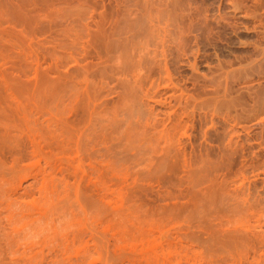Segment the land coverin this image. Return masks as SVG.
<instances>
[{"label":"rangeland","instance_id":"obj_1","mask_svg":"<svg viewBox=\"0 0 264 264\" xmlns=\"http://www.w3.org/2000/svg\"><path fill=\"white\" fill-rule=\"evenodd\" d=\"M98 13H100L99 16ZM138 21L139 23H137ZM87 32L88 34H86ZM152 32L155 33L152 34ZM76 37L77 40H74L73 38ZM133 76L138 77L137 80L134 81ZM144 76L146 77L144 78ZM168 79L173 80L174 85H171ZM138 85L140 88L137 87ZM0 86L4 89L8 88L7 91L9 90L12 94L10 97L14 96L15 98H13L19 103L26 104V106L28 104V107L31 105L33 108L29 107L30 110L36 106V110L34 109L35 111L33 110L32 113L41 110L43 116H40V112L35 113L39 114V119L40 117L44 118L45 115L48 117L47 113L49 114L54 107L51 108V105H54L53 100L50 101L51 104L48 107L47 97L52 99L53 95L50 93L56 94L57 92L58 96L64 94L63 98L68 93L70 95L72 91L73 95L77 93L76 97L71 94L77 98L78 102L75 101L77 108H80L84 103L81 100L90 101L91 103L88 102V105H94L95 109L103 116L101 119L105 126L103 124L102 129L106 128L107 130V132L104 130L103 132L107 133L108 137L102 133L108 139L104 138L108 141L106 146L110 151H107L108 154L105 151L102 155L115 153L116 155L111 154L110 158L115 159L114 161L112 159L114 165L117 163L116 168L112 169L113 164L109 161V157L107 158L110 162H108L110 165L108 167H111L114 172L111 174L108 170L110 168L104 163L107 161V156L100 163L96 160L102 155L95 156L94 159L97 158L95 160L91 159L93 164L95 161L97 162L95 165L98 164L97 167L105 164V167L102 166L100 170H105L107 167L105 171H108H104V175H101H106L102 181L100 175L98 176L99 180L96 177L98 172L95 167L96 171L90 167L86 170L90 175V177L87 175L91 179L89 181L93 182L94 180L93 183L88 180L89 183L83 181L87 185L89 184L87 187L85 186V193L88 191L87 197L92 195L89 192L94 193L97 188H101L102 190H100L104 194H102V203L104 201L105 203L102 204L101 213L98 210L100 214L93 213L90 209L94 211L95 209L92 207L87 211V207V209L82 207L80 210L79 206L74 205V210H77L78 207L80 211H73L76 215L74 224L66 227V231L62 230L63 232L57 234L58 237L55 236L54 243L42 242L39 235L35 238L33 236L32 240L35 242L36 239V242L32 246L28 244L25 245L26 248H21L24 254L20 255V260L19 258L16 260L17 262L19 260L18 263L14 259L16 264H32L34 259L36 260L33 264H60L61 262L53 261L54 254L60 255L58 256L60 258L61 256L69 257L73 255L75 248H79L76 250L77 255L78 253L79 255L82 253L83 256L87 255L88 251L93 253L91 256L88 253L89 256H84V261H75L74 264H264V244L260 243L259 245L258 242H255L258 241L256 238L250 236L247 238L248 236H246L248 220L252 221L256 215V218L262 222L261 224L264 222V209L261 211L259 209L264 204L262 198L264 197V0H0ZM35 86L44 89L38 90L39 87ZM32 87H35V92L38 90V94H40L39 91H42L43 96H46L49 92L51 96L48 94L43 101V98L39 97L42 95H38L42 100L40 102V99H34L37 97L34 96V92L33 96L31 95L30 91L34 89ZM43 90L46 91L45 95ZM58 90L61 92L60 94ZM86 91L87 93H85ZM116 91L122 92V95ZM81 94L83 96L88 94L89 99H86V95L83 98ZM78 95H81L82 98L79 96V99ZM37 101L40 102V105ZM42 102H47L48 104H45L48 109L50 108V110L45 108L46 111H49L46 114L42 110L44 107L42 108L41 105H45ZM34 104H38V106ZM104 117L105 119H103ZM182 121L184 123H180ZM107 122L110 123L107 124ZM124 125L130 126L125 127ZM136 125H140V127ZM165 126L168 127L166 131L164 130ZM158 129L161 131L160 141L159 138L153 140L155 135L151 134L158 133L156 132ZM129 130L131 131L129 132ZM166 132L171 135V141L164 139L163 136ZM125 135H129L131 140ZM150 135H152V144L159 141H157L158 145H152L153 149L147 142ZM157 135L159 134H156V137ZM110 143L117 147L114 145L111 147ZM40 147L42 150L39 149V153L36 154L39 158H36V152L26 153V157H23L25 160L22 159L19 162L20 166L25 163L27 168L23 166L21 169L20 167L17 171L19 174L16 172L14 179L26 175V178L24 177L26 180H22L23 185L28 180L32 182L33 175H39L38 169L44 167L49 171L52 168L50 173H53L54 170L57 172L58 168L65 165V159H58L56 152H54L56 155L52 153L43 142ZM164 147L166 151L169 149L167 154L171 155L166 154L167 164H164L163 169H159V167L156 168V163L158 166L156 158L160 151L161 154L163 153ZM167 147L169 148L167 149ZM139 154L140 157H138ZM146 154L149 155L146 157ZM182 156L186 160L180 159ZM170 161H176L174 162L176 168L173 165L172 170L169 171L170 168L166 165L171 166L173 162ZM26 162H31L34 166ZM28 169L34 172H27ZM173 170L175 171L173 172ZM35 171L36 174H34ZM248 180L252 181L250 187ZM84 183L82 184L84 185ZM91 186L96 188L92 191ZM28 188L25 190L26 194ZM34 188L32 186L29 188L35 190L34 193L31 192L32 190L30 191L33 194L30 195V200H34L36 204V202L42 201V197L36 198L38 193ZM81 190L82 187L80 192L83 191ZM248 190H251L254 195H249ZM30 192L28 190V194L23 195V201ZM256 192L261 196L255 194ZM250 196L254 199L258 197L257 201L261 197L260 205ZM30 197L25 201L28 202ZM87 197L85 196L83 199L88 200ZM247 200L248 202L253 200V204H257L254 206L258 207L251 208L250 203L247 205ZM23 201L20 203H25L22 204V210L26 211L27 218L25 213L24 216L22 214L24 218L20 217L21 219L16 221L23 222H16L15 227L19 224L23 225L24 219H26L25 225L28 230V226L32 225L31 222H35L33 220L30 222L32 215L38 213L37 211L40 209L38 207L42 204H38L39 206L35 210L31 201H29L30 205ZM2 204L5 203H1L0 209H3ZM247 206L252 209L253 213L256 212L253 217L248 213L250 210ZM27 211L32 215L28 216ZM113 211L119 214L116 215ZM257 211L260 212L257 214ZM51 212L53 211L51 210ZM260 213L263 214V219L260 217ZM49 214L51 213L49 212L48 216ZM57 215L55 214L56 220H54L56 222ZM35 217L33 216V219ZM67 217L69 216L67 215ZM52 218L55 219L54 216ZM27 219H29L28 222ZM20 225L17 228L21 229ZM263 226L261 225V229ZM23 227L25 226L23 225ZM254 229L260 232L258 224ZM86 244L89 246L88 248ZM25 246L21 245L20 247ZM95 248L98 249L95 250ZM6 251L2 254L5 255L4 257L0 254V260L7 261L4 264H15L12 262L13 259H7L10 257L6 256ZM227 251L229 252L227 253ZM130 255H133L134 259L129 258ZM1 261L0 264H2Z\"/></svg>","mask_w":264,"mask_h":264},{"label":"bare ground","instance_id":"obj_2","mask_svg":"<svg viewBox=\"0 0 264 264\" xmlns=\"http://www.w3.org/2000/svg\"><path fill=\"white\" fill-rule=\"evenodd\" d=\"M119 1V0H118ZM170 1V0H169ZM66 2V1H65ZM86 2V1H85ZM125 2V1H124ZM169 3V2H168ZM170 5V4H169ZM97 7V6H96ZM95 7V8H96ZM129 8V7H128ZM86 9V8H85ZM137 10H138V8H137ZM144 10V9H143ZM139 11H141V10H139ZM92 12H93V9H92ZM140 13V12H139ZM99 14L100 13H98V16H99ZM132 14V13H131ZM134 14H136V13H134ZM141 14V13H140ZM91 15V14H90ZM152 16V15H151ZM161 16H162V14H161ZM122 18V17H121ZM153 18V17H152ZM149 19V18H148ZM153 20V19H152ZM156 20V19H155ZM166 20V19H165ZM106 21V20H105ZM148 21V20H147ZM150 21V20H149ZM159 21V20H158ZM112 22V21H111ZM114 22V21H113ZM112 22V23H113ZM128 22H129V20H128ZM80 23V22H79ZM83 23V22H82ZM103 23V22H102ZM115 23V22H114ZM132 23V22H131ZM137 23H139V21L137 22ZM153 23V22H152ZM156 23V22H155ZM155 23H153V24H155ZM160 23V22H159ZM73 24H75V23H73ZM81 24V23H80ZM86 24V23H85ZM164 24V23H163ZM91 25V24H90ZM102 25V24H101ZM100 25V26H101ZM106 25V24H105ZM115 25V24H114ZM113 25V26H114ZM86 26V25H85ZM104 26V25H103ZM102 26V27H103ZM148 26V25H147ZM180 26V25H179ZM178 26V27H179ZM87 27V26H86ZM110 27V26H109ZM134 27V26H133ZM156 27V26H155ZM88 28V27H87ZM98 28V27H97ZM89 29V28H88ZM113 29V28H112ZM111 29V30H112ZM132 29V28H131ZM130 29V30H131ZM139 29V28H138ZM146 29H148V28H146ZM169 29V28H168ZM76 30V29H75ZM80 30V29H79ZM83 30H84V28H83ZM95 30V29H94ZM179 30V29H178ZM77 31V30H76ZM75 31V32H76ZM81 31H82V29H81ZM97 31V30H96ZM108 31V30H107ZM114 31V30H113ZM141 31V30H140ZM154 31V30H153ZM163 31H164V29H163ZM173 31V30H172ZM79 32V31H78ZM77 32V33H78ZM85 32H86V30H85ZM109 32V31H108ZM142 32H143V30H142ZM146 32V31H145ZM166 32V31H165ZM112 33H114V32H112ZM148 33V32H147ZM146 33V34H147ZM150 33H151V31H150ZM155 33V32H154ZM153 32H152V34H154ZM177 33V32H176ZM175 33V34H176ZM86 34H88V32L86 33ZM114 35V34H113ZM117 35V34H116ZM121 35V34H120ZM137 35V34H136ZM149 35H151V34H149ZM161 35V34H160ZM174 35V34H173ZM143 36V35H142ZM146 36V35H145ZM152 36V35H151ZM170 36V35H169ZM168 36V37H169ZM74 37V36H73ZM78 37V36H77ZM77 37L76 38H73L74 40L76 39L77 40ZM119 37V36H118ZM147 37V36H146ZM107 38V37H106ZM111 38H113L112 36H111ZM138 38V37H137ZM160 38V37H159ZM143 39V38H142ZM145 39V38H144ZM175 39V38H174ZM177 39V38H176ZM72 40V39H71ZM121 40V39H120ZM127 40V39H126ZM151 40V39H150ZM170 40H172L171 38H170ZM108 41H109V38H108ZM124 41H125V39H124ZM176 41V40H175ZM105 42V41H104ZM112 42H113V40H112ZM160 42H161V40H160ZM132 43H134V42H132ZM159 43V42H158ZM177 43H178V41H177ZM108 44V43H107ZM116 44V43H115ZM118 44V43H117ZM129 44V43H128ZM147 44V43H146ZM167 44V43H166ZM171 44V43H170ZM169 44V45H170ZM175 44H176V42H175ZM181 44V43H180ZM73 45V44H72ZM141 45V44H140ZM111 46V45H110ZM121 46V45H120ZM74 47V46H73ZM134 47V46H133ZM146 47V46H145ZM158 47V46H157ZM162 47V46H161ZM76 48V47H75ZM77 48H78V45H77ZM81 48V47H80ZM164 48V47H163ZM179 48V47H178ZM114 49H115V47H114ZM117 49V48H116ZM139 49V48H138ZM155 49V48H154ZM154 49H153V51H154ZM123 50V49H122ZM156 50V49H155ZM71 51H72V49H71ZM131 51V50H130ZM151 51H152V49H151ZM168 51V50H167ZM161 52H162V50H161ZM164 52V51H163ZM79 53V52H78ZM101 53V52H100ZM111 53V52H110ZM117 53V52H116ZM121 53H122V51H121ZM140 53V52H139ZM138 53V54H139ZM147 53V52H146ZM132 54H133V52H132ZM70 55V54H69ZM130 55V54H129ZM156 55H157V53H156ZM161 55H162V53H161ZM82 56V55H81ZM86 56V55H85ZM121 56V55H120ZM141 56V55H140ZM152 56V55H151ZM155 56V55H154ZM72 57H74V56H72ZM145 57V56H144ZM83 58V57H82ZM100 58V57H99ZM102 58V57H101ZM106 58V57H105ZM108 58V57H107ZM134 58V57H133ZM138 58V57H137ZM158 58V57H157ZM161 58H162V56H161ZM113 59V58H112ZM139 59H140V57H139ZM144 59H146V57L144 58ZM164 59V58H163ZM98 60V63H100L99 62V59H97ZM110 60V59H109ZM116 60V59H115ZM136 60V63L138 62L137 61V59H135ZM143 60V59H142ZM159 60V59H158ZM122 61V60H121ZM126 61V60H125ZM132 61H133V59H132ZM93 62V61H92ZM120 62V61H119ZM164 62V61H163ZM75 63V62H74ZM85 63V62H84ZM112 63H114V62H112ZM123 63H124V61H123ZM133 63V62H132ZM134 63H135V61H134ZM135 63V64H136ZM144 63H147V62H144ZM154 63H156V62H154ZM158 63H160V62H158ZM116 64H117V62H116ZM126 64V63H125ZM128 64V63H127ZM134 64V65H135ZM138 64H139V62H138ZM161 64V63H160ZM81 65V64H80ZM86 65V64H85ZM84 65V66H85ZM97 65V64H96ZM119 65V64H118ZM137 65V64H136ZM158 65V64H157ZM167 65V64H166ZM90 66V65H89ZM128 66V65H127ZM139 66V65H138ZM145 66V65H144ZM155 66V65H154ZM159 66V65H158ZM83 67V66H82ZM86 67V66H85ZM88 67V66H87ZM115 67V66H114ZM130 67V66H129ZM148 67V66H147ZM152 67V66H151ZM156 67V66H155ZM165 67V66H164ZM94 68V67H93ZM111 68V67H110ZM116 68V67H115ZM119 68V67H118ZM140 68V67H139ZM167 68H168V66H167ZM82 69V68H81ZM84 69V68H83ZM95 69V68H94ZM112 70H113V68H111ZM144 69V68H143ZM162 69V68H161ZM90 70V69H89ZM98 70V69H97ZM149 70V69H148ZM160 70V69H159ZM166 70V69H165ZM168 70V69H167ZM88 71V70H87ZM110 71V70H109ZM145 71V70H144ZM161 71V70H160ZM125 72V71H124ZM137 72H139V69H137ZM86 73H89V72H86ZM104 73V72H103ZM119 73V72H118ZM141 73H142V71H141ZM166 73V72H165ZM131 74V73H130ZM133 74V73H132ZM90 75V74H89ZM128 75V74H127ZM134 75H137V74H134ZM139 75V74H138ZM143 75V74H142ZM166 75V74H165ZM168 75H169V73H168ZM82 76V75H81ZM103 76V75H102ZM111 76H113V75H111ZM118 76H119V74H118ZM132 76V75H131ZM105 77V76H104ZM121 77H122V75H121ZM134 77V81H135V79L137 80V78H135L136 76H133ZM146 76H144V78H145ZM164 77H166V76H164ZM74 78H75V76H74ZM85 78V77H84ZM90 78V77H89ZM112 78V77H111ZM110 78V79H111ZM117 78V77H116ZM125 78V77H124ZM131 78V77H130ZM105 79V78H104ZM109 79V78H108ZM127 79V78H126ZM141 79H143L142 77H141ZM141 79H139V80H141ZM170 79V78H169ZM168 79V80H169ZM101 80V79H100ZM118 80V79H117ZM128 80V79H127ZM126 80V82H128ZM133 80V79H132ZM138 80V81H139ZM75 81V80H74ZM122 81H123V78H122ZM144 81V80H143ZM149 81V80H148ZM164 81V80H163ZM170 81V80H169ZM173 81V80H172ZM172 81H170L171 82V85H174L173 83H172ZM89 82V81H88ZM125 82V81H124ZM133 82V81H132ZM141 82V81H140ZM168 82V81H167ZM99 83V82H98ZM134 83V82H133ZM132 83V84H133ZM153 83V82H152ZM72 84H74V83H72ZM72 84H71V86H72ZM79 85V84H78ZM90 85V84H89ZM100 85V84H99ZM98 85V86H99ZM109 85V84H108ZM112 85V84H111ZM122 85H123V83H122ZM126 85V84H125ZM128 85V84H127ZM143 85V84H142ZM168 85V84H167ZM170 85V84H169ZM87 86V85H86ZM113 86V85H112ZM116 86V85H115ZM114 86V87H115ZM135 86V85H134ZM147 86H148V84H147ZM35 87H37V86H35ZM35 87H32V88H34L32 91H30V93H31V95L33 94V92L35 93V95L34 96H37V97H33L34 99H40L39 97H41V98H43V101H44V97H45V99H46V97H47V95L49 94V92H47L48 94L46 95V96H43V94L41 93L42 91H39L40 92V94L43 96H39L38 97V95H40V94H38L37 92H38V90H42V89H44L43 87H42V89H40L41 87L40 86H38L39 87V89L37 90V92H35ZM37 87V88H38ZM70 87V86H69ZM103 87V86H102ZM119 87V86H118ZM126 87V86H125ZM131 87H133V86H131ZM131 87H130V89H131ZM137 87H139V85L137 86ZM145 87V86H144ZM173 87V86H172ZM36 88V89H37ZM88 88V87H87ZM128 88V87H127ZM140 88V87H139ZM148 88V87H147ZM151 88H153V87H151ZM8 89V88H7ZM7 89H4L3 87H1L0 86V206H1V203H5L4 205H3V209H0V254L2 255V254H4L5 253V250H7L6 252L8 253V254H10V255H8L7 253H6V256H9L10 258H7V259H13L12 260V262H14L15 264H16V260L20 257V255L21 254H24V253H22V249L21 248H26V246L25 245H28V244H30L31 246H32V244H34L35 242H36V239H35V242H34V240H32L33 239V236H34V238H35V236L37 237L38 235H39V237H40V239H42V242H48V243H54V241H56V238H55V236H57V234H59L62 230H65V228L66 227H68L69 225L70 226H72V224H74V222H75V216L76 215H74L75 214V212H73V211H79L78 209V207H77V210H74V208H75V206H79L80 207V210H81V208L83 207V208H86L87 209V211L89 210V208L90 207H92V208H94L95 209V211L93 210V209H90L91 211H93V213H101V211L103 210L102 209V204H104L105 203V201H104V203H102L103 202V198H102V192H101V188H97V189H95V191H94V193H91V192H89L90 194H92V195H89L88 197H87V193H88V191H87V193H85L86 191H85V186L87 187L88 185H87V183H89V182H92V181H89V179L90 178H88V177H90V175L87 173L88 171H86L87 169H88V167H90V168H93L94 169V167H95V169H97V178H98V176L100 175V179H101V181L103 180L102 178H104L105 176H101L102 174L104 175V171L106 170V168L108 167V166H110V165H108L110 162L112 163V159H113V161L115 160L113 157L112 158H110V156H111V154L112 153H109L110 155H106V156H104V155H102L103 153H105V151L107 152V151H110V149L108 150L107 148V146H106V144L108 143V139L107 138H105L106 136H107V133H104L105 131L107 132V130H106V128H105V130L104 129H102V125L103 126H105V123H103L102 122V119H101V117H103V116H101L100 115V113H99V111L98 110H96L95 109V107H94V105H88V102L89 103H91L90 101H88L87 102V100L86 101H84V100H81V102L83 101L84 103H82V105L80 106V108L78 107L77 108V103L75 102V101H77L76 99L77 98H74V97H76L77 95V93L75 94V95H73L72 94V92H70V91H68V92H70V95H69V93H68V95L70 96L69 98L66 96V97H64L63 98V95L64 94H60L61 92H59V90H58V92H59V94H60V96H58V94H57V92H56V94L55 93H50V94H53L52 96L49 94L48 96H51V98L52 99H50L49 97H47V102H49V104L47 103V102H42V103H47L48 104V107H49V105L51 104L50 103V101L51 100H53L54 101V105H51V110H55V111H51L50 110V108L48 109V107H47V105L45 104L44 106H43V104L41 105L42 106V108L44 107V109H42V108H40V109H42L43 111H45V113L44 114H46V112H49V111H46L47 109L48 110H50V112H52V114H50V112H49V114L47 113V115H49L48 117H46V115H45V117L44 118H41L40 117V119L38 118V115H36L37 113H39L40 112V114H41V110L40 111H36V112H34V113H32V111L35 109L36 110V106L34 107V109H29V107H31V108H33L31 105H29V107H28V104H27V106H26V104H21V103H19L16 99H14L13 97H10V96H12V94H11V92L8 90L7 91ZM64 89V88H63ZM89 89V88H88ZM98 89V88H97ZM130 89H127V90H130ZM146 89V88H145ZM170 89V88H169ZM175 89V88H174ZM11 90V89H10ZM45 90H46V88H45ZM76 90V89H75ZM86 90V89H85ZM84 90V91H85ZM118 90V89H117ZM138 90V89H137ZM148 90H150V89H148ZM171 90V89H170ZM48 91V90H47ZM88 91V90H87ZM87 91L85 92V93H87ZM91 91V90H90ZM122 91V90H121ZM176 91V90H175ZM174 91V92H175ZM180 91V90H179ZM45 92V93H44ZM64 92V91H63ZM65 92H66V90H65ZM103 92V91H102ZM114 92V91H113ZM117 92V91H116ZM123 92V91H122ZM121 92V93H122ZM152 92V91H151ZM171 92V91H170ZM13 93V92H12ZM37 93V94H36ZM43 93H44V95L46 94V91H44L43 90ZM75 93V92H74ZM93 93H94V90H93ZM101 93V92H100ZM117 93H119V92H117ZM121 93H119V94H121ZM128 94L130 93V92H127ZM141 93V92H140ZM149 93V92H148ZM154 93V92H153ZM173 93V92H172ZM55 94V95H54ZM74 96H72V95ZM99 94V93H98ZM102 94V93H101ZM109 94V93H108ZM118 94V95H119ZM125 94V93H124ZM123 94V95H124ZM127 94V95H128ZM137 94V93H136ZM144 94V93H143ZM147 94V93H146ZM152 94V93H151ZM182 94V93H181ZM14 95V94H13ZM62 95V96H61ZM82 96H83V94H81ZM81 95H78V97L79 96H81ZM86 96L88 95V94H85ZM83 96V98H85L86 96ZM95 95V94H94ZM122 95V94H121ZM138 95V94H137ZM178 95H179V92H178ZM33 96V95H32ZM82 96H81V98H82ZM93 96V95H92ZM136 96V95H135ZM146 96V95H145ZM189 96H192V95H189ZM123 97V96H122ZM132 97V96H131ZM141 97V96H140ZM155 97V96H154ZM96 98V97H95ZM120 98V97H119ZM138 98V97H137ZM191 98V97H190ZM49 99V100H48ZM79 99H80V97H79ZM86 99H89V97L87 96L86 97ZM118 99V98H117ZM116 99V100H117ZM132 99V98H131ZM130 99V100H131ZM146 99H147V97H146ZM153 99H155V98H153ZM161 99V98H160ZM94 100V99H93ZM123 100H125V99H123ZM127 100H129V99H127ZM136 100V99H135ZM152 100V99H151ZM191 100V99H190ZM40 102L42 101L41 99L39 100ZM133 101V100H132ZM140 101V100H139ZM144 101H145V99H144ZM184 101V100H183ZM201 101H203V100H201ZM39 102V103H40ZM78 102V101H77ZM80 102V103H81ZM129 102V101H128ZM161 102V101H160ZM160 102H157V103H160ZM163 102V101H162ZM179 102V101H178ZM187 102H189V101H187ZM186 102V103H187ZM37 103H38V101H37ZM38 103V104H39ZM53 103V102H52ZM97 103V102H96ZM100 103V102H99ZM120 103V102H119ZM124 103H127V102H124ZM138 103V102H137ZM184 103V102H183ZM199 103V102H198ZM33 104V103H32ZM38 104H34V105H37L38 106ZM93 104V103H92ZM98 104V103H97ZM115 104V103H114ZM129 104V103H128ZM192 104H193V102H192ZM40 105V104H39ZM125 105V104H124ZM133 105V104H132ZM189 105H190V103H189ZM20 106H22V107H20ZM24 106H26V107H24ZM120 106V105H119ZM137 106V105H136ZM193 106V105H192ZM47 107V108H46ZM116 107H118V106H116ZM124 107V106H123ZM122 107V108H123ZM133 107V106H132ZM27 108V109H26ZM45 108H46V110H45ZM110 108V107H109ZM114 108V107H113ZM122 108H120V109H122ZM129 108V107H128ZM144 108V107H143ZM171 108V107H170ZM182 108V107H181ZM119 109V110H120ZM126 109H127V107H126ZM140 109V108H139ZM186 109V108H185ZM197 109V108H196ZM206 109H208V108H206ZM34 110V111H35ZM123 110V109H122ZM125 110V109H124ZM131 110V109H130ZM134 110V109H133ZM169 110V109H168ZM215 110V109H214ZM139 112H140V110H138ZM174 111H175V109H174ZM190 111V110H189ZM195 111V110H194ZM105 112V111H104ZM107 112V111H106ZM105 112V113H106ZM127 112V111H126ZM170 112V111H169ZM172 112H173V110H172ZM183 112V111H182ZM215 112V111H214ZM36 113V114H35ZM102 113V112H101ZM108 113V112H107ZM128 113H129V111H128ZM217 113V112H216ZM32 114H34V115H32ZM103 114V113H102ZM112 114H114V113H112ZM120 114V113H119ZM171 114V113H170ZM173 114H174V112H173ZM175 114H176V111H175ZM98 115V116H97ZM202 115V114H201ZM206 115V114H205ZM40 116H43V114H41ZM106 116V115H105ZM113 116V115H112ZM130 116H131V113H130ZM134 116V115H133ZM132 116V117H133ZM168 116V115H167ZM171 116V115H170ZM174 116V115H173ZM136 117V116H135ZM190 117V116H189ZM225 117V116H224ZM175 118V117H174ZM180 118V117H179ZM103 119H105V117L103 118ZM117 119V118H116ZM128 120H129V118H127ZM136 119V118H135ZM170 119V118H169ZM190 119V118H189ZM210 119V118H209ZM226 119V118H225ZM172 120V119H171ZM112 121H114V120H112ZM139 121V120H138ZM146 121V120H145ZM159 121V120H158ZM173 122H174V120H172ZM179 121V120H178ZM226 121V120H225ZM130 122V121H129ZM128 122V123H129ZM135 122V121H134ZM133 122V123H134ZM110 123V122H109ZM108 122H107V124H109ZM112 123V122H111ZM123 123V122H122ZM132 123V122H131ZM147 123H148V121H147ZM180 123H184L183 121L182 122H180ZM228 123V122H227ZM107 124H106V126H107ZM113 125H114V123H112ZM111 124V125H112ZM136 124V123H135ZM145 124V123H144ZM173 124V123H172ZM159 125V124H158ZM186 125V124H185ZM125 127L126 126H130V125H124ZM136 126H138V125H136ZM141 126H142V124H141ZM172 126V125H171ZM181 126V125H180ZM183 126V125H182ZM111 127V126H110ZM112 127H114V126H112ZM117 127V126H116ZM121 127V126H120ZM119 127V128H120ZM131 127H132V125H131ZM138 127H140V125L138 126ZM147 127V126H146ZM151 127V126H150ZM160 127V126H159ZM158 127V128H159ZM163 127V126H162ZM187 126H185V128H186ZM104 128V127H103ZM109 128V127H108ZM123 128V127H122ZM145 128V127H144ZM153 128V127H152ZM156 128V127H155ZM168 128V127H167ZM166 126H165V131H166ZM177 128V127H176ZM185 128H184V130H185ZM115 129V128H114ZM149 129V128H148ZM151 129V128H150ZM187 129V128H186ZM103 130H104V132H103ZM123 130V129H122ZM125 131H126V129H124ZM154 130V129H153ZM159 131H160V129H158ZM156 131V132H158V133H151L152 135H155V139H153V140H156V138L158 139L159 138V141H160V134H161V131L163 130V128L161 129V131H160V133H159V131ZM168 130V129H167ZM175 130V129H174ZM109 131V130H108ZM128 131V130H127ZM131 130H129V132H130ZM147 131V130H146ZM164 131V132H165ZM177 131V130H176ZM175 131V132H176ZM179 131V130H178ZM182 131H183V128H182ZM106 135H104L103 133ZM117 132V131H116ZM128 132V133H129ZM140 132V131H139ZM145 132V131H144ZM150 132V131H149ZM187 132V131H186ZM109 133V132H108ZM148 133V132H147ZM169 133H170V131H169ZM131 134V133H130ZM150 134V133H149ZM148 134V135H149ZM156 134H159V135H157V137H156ZM226 134V133H225ZM136 135V134H135ZM152 135H150L149 136V138L147 139V137H146V139H147V142L150 144H147V145H149L150 147H151V149H153V147H152V145L154 146V145H156L157 144V141L155 142L156 144H152V138H151V136ZM121 136V135H120ZM119 136V137H120ZM126 136V135H125ZM128 137H129V135H127ZM126 136V137H127ZM171 135H169L167 132H166V134L163 136L164 137V139L166 138V140H170V137ZM173 136V135H172ZM229 136H231V135H229ZM108 137V136H107ZM125 137V138H126ZM141 137V136H140ZM177 137V136H176ZM188 137V136H187ZM107 139V140H105V139ZM130 138V137H129ZM141 138H143V137H141ZM145 138V137H144ZM186 138V137H185ZM224 138V137H223ZM117 139V137L115 138V140ZM138 139V138H137ZM162 139V138H161ZM164 139H163V141H164ZM178 139V138H177ZM120 140V139H119ZM127 140V139H126ZM130 140H131V138H130ZM129 140V141H130ZM132 140H133V138H132ZM145 140V139H144ZM166 140H165V142H166ZM227 140H228V137H227ZM227 140H226V142H227ZM45 144V147H47L50 151H52V153H54V152H56V154L58 155L57 157H59L58 159H61V160H63V159H65V161H64V163H65V165L63 166V167H61V168H58L59 170H57V172H56V170H54L55 172H53V173H50V169H52V168H50L49 169V171L48 170H46L44 167H43V165H42V167H43V169H38L37 170V172L39 171V175L37 176V175H33V179H32V182H29V180L28 181H26V183H24L25 185H23L22 184V180L24 181V180H26V179H24V177L26 176V175H23V177L22 176H20V177H22V178H19V177H17V179L15 180L14 179V176H15V174H16V172L20 169V167H21V169H22V167L24 166V167H26L27 168V166H25V163L22 165V166H20L19 165V162H20V160H22V159H24L23 157L25 156V154L26 153H28V154H30V153H35V156H36V154H38L39 152V149L40 150H42L41 148L42 147H40V146H42V142ZM107 141V142H106ZM128 141V140H127ZM158 141V142H159ZM171 141V140H170ZM169 141V142H170ZM177 141V140H176ZM182 141V140H181ZM225 141V140H224ZM119 142V141H118ZM124 142V141H123ZM122 142V143H123ZM183 142V141H182ZM114 143V142H113ZM119 143H121V142H119ZM125 143H126V141H125ZM124 143V144H125ZM127 143H129V142H127ZM175 143V142H174ZM111 145H112V143H110ZM123 144V145H124ZM137 144V143H136ZM144 144V143H143ZM115 147H117V145H115V144H113ZM113 145L111 146V147H113ZM122 145V146H123ZM132 145V144H131ZM146 145V144H145ZM158 145V144H157ZM162 144H160V146H161ZM183 145V144H182ZM224 145V144H223ZM141 146V145H140ZM148 146V147H149ZM168 146V145H167ZM178 146H180V145H178ZM44 147V146H43ZM110 147V148H111ZM133 147H135V146H133ZM147 147V146H146ZM162 147V146H161ZM160 147V148H161ZM173 147H174V144H173ZM128 148H130L129 146H128ZM137 148V147H136ZM165 148V147H164ZM169 147H167V149H168ZM182 148V147H181ZM226 148V147H225ZM48 149H47V152H49L48 151ZM119 149V148H118ZM142 149V148H141ZM156 149V148H155ZM154 149V150H155ZM178 149V148H177ZM192 149V148H191ZM127 150V149H126ZM130 150V149H129ZM148 150H150L149 148H148ZM169 150V149H168ZM168 150L166 151V148L165 149H163V153L161 154V151H160V153H159V151H158V153H159V155H158V158H156V162H158V166H157V163H156V168H158L159 167V169H163L162 167L164 166V164H167V161L168 160H166L167 159V157H166V154L167 153H169L168 152ZM171 150V149H170ZM181 150V149H180ZM113 151V150H112ZM121 151V150H120ZM123 151V150H122ZM137 151V150H136ZM205 151V150H204ZM45 152V151H44ZM129 152V151H128ZM140 152V151H139ZM144 152V151H143ZM171 152V151H170ZM50 153V152H49ZM114 153V152H113ZM137 153V152H136ZM145 153V152H144ZM153 153V152H152ZM154 153H156V152H154ZM153 153V154H154ZM179 154L181 153V152H178ZM55 154V153H54ZM55 154V155H56ZM106 154H108V152L106 153ZM115 154V153H114ZM114 154H112V155H114ZM120 154V153H119ZM153 154H151V155H153ZM173 154H175V153H173ZM178 154V155H179ZM50 155H51V153H50ZM53 155V154H52ZM98 155V156H97ZM102 155V156H101ZM116 155V154H115ZM132 155V154H131ZM143 155V154H142ZM147 155H149V154H146V157H147ZM156 155V154H155ZM168 155V154H167ZM171 154H169L168 156H170ZM176 155V154H175ZM201 155V154H200ZM205 155V154H204ZM207 155V154H206ZM31 156V155H30ZM99 157V156H101V157H99V159H101V160H99V159H97V158H95V159H97L96 161L98 162V163H100V162H103L102 161V159H104V157H106V160H107V158L109 159V161L107 160V161H104V163H106V168H105V170H100L101 168H102V166H104L105 164H103V165H101V167H97L98 166V164H97V166H95L96 165V161H95V164H93V162H91V159H94V157ZM154 156V155H153ZM174 156V155H173ZM26 157V156H25ZM53 157H55V156H53ZM103 157V158H102ZM136 157V156H135ZM138 157H140V154H139V156ZM174 157H177V156H174ZM32 158V157H31ZM36 158H39V157H37L36 156ZM56 158V157H55ZM115 158H117V157H115ZM123 158V157H122ZM184 159L185 158V155H184V158H183V156L182 157H180V159ZM199 158H200V156H199ZM202 158V157H201ZM27 159V158H26ZM29 160H31L30 158H28ZM57 159V158H56ZM58 159H57V161H58ZM94 159V160H95ZM142 159V158H141ZM140 159V160H141ZM155 159V158H154ZM169 160H170V158H168ZM178 159V158H177ZM25 160V159H24ZM99 160V161H98ZM166 160V161H165ZM184 160H186V159H184ZM200 160V159H199ZM207 160H209V159H207ZM28 161V160H27ZM60 161V160H59ZM93 161V160H92ZM117 161V160H116ZM139 161V160H138ZM151 161L153 162V160L151 159ZM183 161V160H182ZM211 161V160H210ZM9 162V163H8ZM31 162L33 163V161L31 160ZM31 162H26V163H28V164H30ZM35 162V161H34ZM61 162H63V161H61ZM61 162H60V164H61ZM109 162V163H108ZM130 162V161H129ZM137 162V161H136ZM171 162V161H170ZM173 162V161H172ZM171 162V163H172ZM174 162H176V161H174ZM173 162V163H174ZM186 162V161H185ZM193 162V161H192ZM8 163V164H7ZM32 163H31V165H32ZM38 163H39V161H38ZM48 163V162H47ZM54 163V162H53ZM52 163V164H53ZM63 163V164H64ZM114 163H116V162H114ZM139 163V162H138ZM172 163V165L170 166V165H166V166H168L170 169H169V171L170 170H172L171 168H172V166L173 167H175V163L173 164ZM184 163V162H183ZM182 163V164H183ZM27 164V165H28ZM40 164V163H39ZM49 164V163H48ZM47 164V165H48ZM60 164H59V166H60ZM62 164V165H63ZM113 164V163H112ZM152 164V163H151ZM204 164V163H203ZM263 164V163H262ZM262 164H260V165H262ZM54 165V164H53ZM52 165V166H53ZM115 165H117V163L115 164ZM114 164L112 165V169H115L116 168V166H115ZM202 165V164H201ZM200 165V166H201ZM253 165V164H252ZM32 166H34V165H32ZM115 166V167H114ZM161 166V167H160ZM165 166V167H166ZM258 166V165H257ZM264 166V165H263ZM29 167V166H28ZM38 167V166H37ZM50 167V166H49ZM105 167V166H104ZM167 167V168H168ZM178 167V166H177ZM184 167V166H183ZM199 167V166H198ZM205 167H206V165H205ZM261 167V166H260ZM33 168V167H32ZM108 168H110L111 169V167H108ZM150 168V167H149ZM176 168V167H175ZM193 168V167H192ZM202 168H203V165H202ZM57 169V168H56ZM94 169V170H95ZM108 169L109 171H110V173L112 174V172H113V170L111 169ZM189 169V168H188ZM205 169V168H204ZM24 170H26L25 168H24ZM32 170V169H31ZM107 170V171H108ZM151 170V169H150ZM176 170V169H175ZM175 170H173V172L175 171ZM196 170H199V169H196ZM213 170V169H212ZM253 170V169H252ZM30 171V169H28V171L27 172H29ZM96 171V170H95ZM107 171H105V172H107ZM115 171V170H114ZM178 171V170H177ZM256 171H258V170H256ZM255 171V172H256ZM263 171V170H262ZM25 172V171H24ZM23 172V173H24ZM31 172V171H30ZM34 172V171H33ZM33 172H31V173H33ZM159 172V171H158ZM202 172V171H201ZM31 173H30V175H31ZM90 173V172H89ZM94 173H96V172H94ZM94 173H92V174H94ZM109 173V174H110ZM170 173V172H169ZM196 173V172H195ZM17 174H19L18 172H17ZM21 174V173H20ZM26 174V173H25ZM34 174H36V171H35V173ZM38 174V173H37ZM113 174H114V172H113ZM175 174V173H174ZM191 174V173H190ZM194 174V173H193ZM200 174V173H199ZM203 174H204V172H203ZM254 174V176H255V173H253ZM252 174V175H253ZM87 175H89L88 177H87ZM96 175V174H95ZM171 175V174H170ZM202 175V174H201ZM258 175V174H257ZM18 176V175H17ZM27 176H29V175H27ZM113 176V175H112ZM176 176V175H175ZM180 176V175H179ZM195 176V175H194ZM207 176V175H206ZM251 176V175H250ZM39 177V178H38ZM162 177H164V176H162ZM182 177V176H181ZM198 177V176H197ZM252 177V176H251ZM259 177V176H258ZM15 178H16V176H15ZM26 178V177H25ZM29 178V177H28ZM88 178V179H87ZM94 178V177H93ZM107 178V177H106ZM174 178V177H173ZM177 178H179V177H177ZM184 178V177H183ZM186 178H187V175H186ZM192 178V177H191ZM207 178V177H206ZM94 179H96V178H94ZM163 179V178H162ZM180 179V178H179ZM89 182H88V181ZM91 180V179H90ZM98 180H99V178H98ZM190 180H192V179H190ZM194 180V179H193ZM196 180V179H195ZM203 180V179H202ZM207 180V179H206ZM205 180V181H206ZM250 180V179H249ZM248 180V181H249ZM262 180V179H261ZM86 182L87 181V183H84V182ZM199 181V180H198ZM204 181V180H203ZM202 181V182H203ZM93 182H94V180H93ZM92 182V183H93ZM99 182V181H98ZM251 182L252 181H249V187L250 186H252V184H251ZM260 182V181H259ZM34 183V184H33ZM82 183H84V185L82 184ZM96 183V182H95ZM100 183V182H99ZM99 183H98V185H99ZM201 183V182H200ZM248 183V182H247ZM255 183V182H254ZM93 185V184H92ZM97 185V184H96ZM102 185V184H101ZM254 185V184H253ZM32 186V188L33 187H35L34 189H36V192L38 193V196L36 197L37 199H38V197H42V201L41 202H36V204L34 203V200L32 201V200H30L31 199V197H30V195H33L32 193H34V191L32 190H30L29 188ZM258 186V185H257ZM263 186V185H262ZM261 186V187H262ZM27 187H29L28 188V190H29V192L31 193H29V195H28V197H30L29 198V201H31L32 202V205H34V207H35V210L37 209L36 207H38L40 204H42L41 206L43 207V204H44V207L42 208L41 206H39L38 208H40V209H38V213L34 210V209H31V211L33 210V212L35 213H37V214H35L36 215V217H35V215H32V214H29V212H28V216L29 215H32V217H31V220H30V222L33 220V221H35V222H31L32 223V225H30L29 223H27L28 225H30V226H28V230H27V227H26V219H24V223H23V225L26 227V229H25V227H23L22 228V226L23 225H20L21 226V229H20V227L19 228H17L19 225L18 224H16V225H18V226H16L15 227V223L16 222H18V221H21V220H18V221H16L17 219H19L20 217H23L24 216V213H25V217L27 218V214H26V211H24L23 212V210H22V204L20 203L21 201H23V199H22V197H23V195H25L26 194V192H25V190H26V188ZM81 187H82V190L84 191H82V192H80V189H81ZM94 188H96L95 186H93ZM98 187H101V186H98ZM84 188V189H83ZM91 188H92V186H91ZM94 188H92V191H93V189ZM88 189V188H87ZM90 189V188H89ZM101 189V190H100ZM28 190H27V194H28ZM257 190H259V189H257ZM256 190V191H257ZM249 191V190H248ZM260 191H262V190H260ZM259 191V192H260ZM255 192V191H254ZM263 192V191H262ZM249 195H251L252 194V191L250 190L249 192ZM258 192H256L255 194H257ZM26 194V195H27ZM87 197V199L88 200H84L83 198L85 197L84 195ZM94 194V195H93ZM262 194V193H261ZM104 195V194H103ZM252 195H254V193L252 194ZM257 195H260V193L259 194H257ZM261 196V195H260ZM259 196V197H260ZM25 197V196H24ZM27 197V198H28ZM252 196H250V198H251ZM27 198H25V199H27ZM32 198H33V196H32ZM36 198H34V199H36ZM234 198V197H233ZM258 198V197H257ZM257 198L255 197V199H254V197H252L251 199H254V201L255 202H257V203H259V205H260V202H261V197H260V201L258 200L257 201ZM263 199H264V197H262ZM22 199V200H21ZM25 199H24V201L23 202H27V201H25ZM86 199V198H85ZM263 199H262V201H263ZM248 200H249V198H248ZM248 200H247V205L249 204V206L251 207V208H253L254 209V207H258V206H254L255 204H253V202L252 201H250V202H248ZM27 202V204H29V203H31V202ZM39 201V200H38ZM43 202V203H42ZM252 202V203H251ZM88 203V204H87ZM25 204V203H24ZM23 204V205H24ZM26 204V205H27ZM39 204V205H38ZM90 204V205H89ZM236 204V203H235ZM253 204V205H252ZM30 205V204H29ZM36 205V206H35ZM75 205V206H74ZM88 205H89V207H88ZM257 205V204H256ZM28 206V205H27ZM237 206V205H236ZM261 206H263V207H261V208H259L260 209V211H261V209H264V204L263 205H261ZM29 207V206H28ZM31 208H32V206H30ZM74 207V208H73ZM103 207H104V205H103ZM248 207V206H247ZM250 207H248V210H250L248 213L253 217L255 214H256V212L255 213H253V211H252V209L250 208ZM2 208V207H1ZM105 208V207H104ZM247 209V208H246ZM26 210V209H25ZM51 210L53 211V212H51ZM55 210V211H54ZM85 210V209H84ZM99 212H98V211ZM114 210V209H113ZM30 211V212H31ZM97 211V212H96ZM116 211H118V210H116ZM116 211H113V213H115L116 215L117 214H119V213H116ZM259 211V212H260ZM23 212V213H22ZM32 212V213H33ZM51 213V214H49V216H48V213ZM54 212H56V213H54ZM80 212V211H79ZM84 212V211H83ZM258 211H257V214L259 213ZM52 213H54V214H52ZM89 213V212H88ZM91 213V212H90ZM99 213V214H100ZM22 214H23V216H22ZM55 214L58 216V220H57V222L56 221H54V220H56V218H55ZM96 214H95V216H96ZM127 214V213H126ZM126 214H124V215H126ZM254 214V215H253ZM261 214V213H260ZM264 214V213H263ZM263 214H261L260 215V217L262 218V215ZM52 215V216H51ZM67 215L69 216V217H67ZM93 215V214H92ZM98 215V214H97ZM124 215H122V216H124ZM128 215V214H127ZM33 216L35 217L34 219H33ZM54 216V218L55 219H53L52 217ZM79 216V215H78ZM77 216V217H78ZM94 216V215H93ZM114 216V215H113ZM251 216H249V217H251ZM98 217V216H97ZM99 217H101V215H99ZM98 217V218H99ZM251 217V218H252ZM255 218H252V221L251 220H248L247 221V223L246 224H248L247 225V235L246 236H248L247 238H249V236L250 237H253V238H256L258 241H255L256 243L258 242L259 243V245H260V243L261 244H264V226H263V228L261 229V225H264V222H263V224H261L262 222L259 220V219H257L256 217V215L254 216ZM24 218V217H23ZM96 218V217H95ZM94 218V219H95ZM97 218V219H98ZM250 218V219H251ZM259 218V217H258ZM264 218V217H263ZM262 218V219H263ZM21 219V218H20ZM29 219H30V217H29ZM29 219H27V222H28V220ZM93 219V220H94ZM122 219H124V218H122ZM128 219H130L129 217H128ZM249 219V218H248ZM23 220V219H22ZM80 220H82V219H80ZM125 220V219H124ZM126 220H127V218H126ZM256 220V221H255ZM264 220V219H263ZM95 221V220H94ZM102 221V220H101ZM21 222H23V221H21ZM77 222V221H76ZM255 222H257V223H255ZM19 223V222H18ZM33 223H35V224H33ZM96 223V222H95ZM99 224V223H98ZM258 224V226L260 227V232H258L257 230L255 231V226ZM79 225V224H78ZM76 227H77V225H76ZM246 228V227H245ZM23 229V230H22ZM243 230H244V228H242ZM24 230H27V231H25V232H23ZM70 230V229H69ZM78 230H80V228H78ZM98 230V229H97ZM103 230V229H102ZM66 231V230H65ZM83 231H84V229H83ZM63 232V231H62ZM101 232V231H100ZM242 232V231H241ZM65 233V232H64ZM81 233V232H80ZM244 233V232H243ZM242 233V234H243ZM71 234V233H70ZM241 234V235H242ZM81 235V234H80ZM60 236V235H59ZM65 236V235H64ZM77 236V235H76ZM78 236H79V234H78ZM102 236V235H101ZM245 236V237H246ZM38 237V238H39ZM42 237V238H41ZM58 237V236H57ZM75 237V236H74ZM98 237V236H97ZM243 237V236H242ZM63 238V237H62ZM66 238V237H65ZM100 238V237H99ZM247 238H245L246 240H247ZM71 239V238H70ZM77 239V238H76ZM84 240V239H83ZM83 240H82V242H83ZM97 240V239H96ZM244 240V239H243ZM249 240V239H248ZM253 240V239H252ZM57 241H59V240H57ZM62 241V240H61ZM79 241V240H78ZM93 241H95V240H93ZM72 242H73V239H72ZM76 242V241H75ZM101 242V241H100ZM246 242V241H245ZM250 242H251V239H250ZM254 241H253V244L255 243ZM86 243V242H85ZM84 243V244H85ZM102 243V242H101ZM252 243V242H251ZM42 244H46V243H42ZM62 244V243H61ZM25 246V247H20V246ZM74 245V244H73ZM82 245V244H81ZM81 245H80V247H81ZM87 245V244H86ZM103 245V244H102ZM20 249H19V248ZM74 247V246H73ZM89 246L87 245V248H88ZM47 248V247H46ZM59 248V247H58ZM62 248V247H61ZM63 248H65V247H63ZM86 248V249H87ZM93 248V247H92ZM91 248V249H92ZM103 248V247H102ZM28 249V248H27ZM32 249V248H31ZM34 249V248H33ZM77 249H79V248H77ZM76 248L74 249V252H76V253H74L73 252V255H71V256H69V257H65V256H61V258L60 257H58V256H60V255H57L56 256V254H54V257L52 258L53 259V261L55 260V261H57V262H64V263H69V264H74V262L76 261H84V256H89V254L88 253H90L89 251H88V253H87V251L85 250V247H84V250L86 251V253H87V255H85L84 254V256H83V254L81 253L80 255H79V253H78V255H77V250ZM81 249V248H80ZM96 249H98V248H95V250ZM104 250H105V248H103ZM148 250H149V248H147ZM236 249V248H235ZM61 250V249H60ZM70 250V249H69ZM102 250V249H101ZM133 250V249H132ZM148 250H147V252H148ZM26 251V250H25ZM81 251V250H80ZM3 252V253H2ZM28 252V251H27ZM31 253H32V251H30ZM47 252V251H46ZM66 252V251H65ZM83 252V251H82ZM113 252V251H112ZM116 252V251H115ZM133 252H134V250H133ZM229 251H227V253H228ZM15 253H16V255H15ZM29 253V252H28ZM61 253H63L62 251H61ZM60 253V254H61ZM91 253H93V252H91ZM91 253H90V256H91ZM131 253V252H130ZM102 254V253H101ZM115 254V253H114ZM132 254V253H131ZM236 254V253H235ZM33 255V254H32ZM35 255V254H34ZM43 255V254H42ZM53 255V254H52ZM64 255V254H63ZM93 255V254H92ZM98 255V254H97ZM230 255H231V251H230ZM3 257L5 256V255H2ZM130 256H132V257H130ZM129 256V258H133V255H130ZM234 256V255H233ZM1 257V256H0ZM2 257V258H3ZM26 257V256H25ZM71 257V258H70ZM85 257V258H86ZM99 257H101V256H99ZM6 258V257H5ZM27 258V257H26ZM29 258H30V256H29ZM34 258V257H33ZM37 258V257H36ZM51 257L49 256V260H50V262H51V259H50ZM14 259H15V261H14ZM25 259V258H24ZM32 259V258H31ZM42 259V258H41ZM89 259H91V258H89ZM102 259H104V258H102ZM115 259V258H114ZM113 259V260H114ZM134 259V258H133ZM2 260V261H1ZM0 261H1V263L2 264H4V263H6L5 262V260L4 259H1ZM4 260V261H3ZM19 260H20V258H19ZM19 260H18V262H19ZM35 260L36 259H34V261H33V263L35 262ZM93 261H94V259H92ZM107 260H108V258H107ZM111 260V259H110ZM28 261V260H27ZM40 261V260H39ZM48 261V260H47ZM87 261V260H86ZM93 261H90V262H93ZM96 261V260H95ZM100 261V260H99ZM121 261H122V259H121ZM17 262V263H18ZM103 262H105V261H103ZM103 262H101V263H103ZM109 262V261H108ZM108 262H106V263H108ZM32 263V264H33ZM60 263V264H61ZM64 263H62V264H64ZM89 263V262H88ZM52 264V263H51ZM80 264V263H79ZM90 264V263H89ZM112 264V263H111ZM115 264V263H114Z\"/></svg>","mask_w":264,"mask_h":264}]
</instances>
